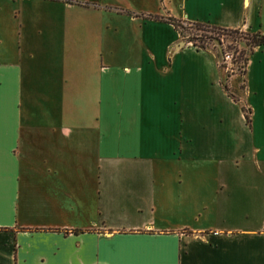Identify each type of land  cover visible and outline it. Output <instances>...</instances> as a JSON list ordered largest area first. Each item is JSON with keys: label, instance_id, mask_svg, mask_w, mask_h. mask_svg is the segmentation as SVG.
<instances>
[{"label": "crops", "instance_id": "1", "mask_svg": "<svg viewBox=\"0 0 264 264\" xmlns=\"http://www.w3.org/2000/svg\"><path fill=\"white\" fill-rule=\"evenodd\" d=\"M181 3L180 20L263 31L264 0ZM66 16L55 62L45 33L20 25L13 55L0 32V264H264V111L241 106L233 146L199 91L264 108V60L228 95L171 24L143 20L118 64L99 18Z\"/></svg>", "mask_w": 264, "mask_h": 264}, {"label": "rangeland", "instance_id": "2", "mask_svg": "<svg viewBox=\"0 0 264 264\" xmlns=\"http://www.w3.org/2000/svg\"><path fill=\"white\" fill-rule=\"evenodd\" d=\"M76 2H83L74 4L73 7L63 4L61 0L51 2L49 0H0V32L2 33L4 45L8 47L11 54L17 50L15 48L16 33L28 30L33 33L36 30L46 34L47 40L51 41L52 50L49 49L53 55V62L58 60L57 54L61 49L62 31L66 28L67 19L66 14L71 17L75 15L89 17V22L83 20L79 24L87 27L90 23H95L100 19L102 37L105 41V46L111 49H116L115 62L123 63L121 51L127 48L129 53H138V32L139 26L144 21H153V17L158 19L173 18L180 20V13L182 8L181 0H73ZM264 9V7H263ZM99 16V17H98ZM79 20H77L78 22ZM159 21V20H156ZM71 23V19H69ZM4 25L6 31H3ZM185 29L182 30V35H179V40L182 43H187L192 36H196V44L204 46L205 49L212 51L217 59L218 65L223 72L225 85L229 86V92L233 95L241 94L244 86V71L246 67V59H257L261 57L264 60V49L257 53L250 52L248 36L244 33L225 34L210 28L187 25L183 23ZM81 26L80 28H82ZM262 34H264V25ZM87 30V28H86ZM175 30V29H174ZM179 34V32L176 30ZM34 40L32 39V42ZM137 42V43H136ZM36 43V42H35ZM189 43V42H188ZM191 44V43H189ZM174 47H171L170 51ZM106 51V48H104ZM224 53H228L230 59L225 61ZM93 55V54H92ZM183 60H191L197 63L204 62V58L200 56H193L192 54L184 53ZM254 56V57H253ZM26 54L22 53V58L26 60ZM253 57V58H252ZM255 58V59H254ZM38 61V60H36ZM129 61V59H128ZM131 61V59H130ZM34 63V60H33ZM229 77L231 78L229 80ZM229 82V84H228ZM199 91L208 95V99L214 103L218 112L223 115V124L229 132V140L234 146L240 138V127L243 125V116L240 111L241 106L256 109L258 118L263 113L264 108L256 101L252 100L248 94L240 95V101L236 106L227 103L221 91L217 88L205 87L200 88ZM223 91V90H222ZM211 95V96H210ZM212 97V98H211ZM247 112V111H246ZM248 115V114H247ZM213 116H216L215 112Z\"/></svg>", "mask_w": 264, "mask_h": 264}, {"label": "trees", "instance_id": "3", "mask_svg": "<svg viewBox=\"0 0 264 264\" xmlns=\"http://www.w3.org/2000/svg\"><path fill=\"white\" fill-rule=\"evenodd\" d=\"M152 19H155V20H160V21H164L168 24H171L175 30H177L179 32V35H182V30L185 29V26L183 23L187 24V25H193L194 27L196 28H199V27H203V28H210L212 30H216L218 32H224L225 34H238V33H244L246 36H248V41H249V47H250V52L254 49V48H257V47H262L264 46V34H262L260 31H256V32H252V33H248V32H242V31H239V30H231V29H223V28H217V27H214V26H209L207 24H202V23H199V22H187V21H184V20H175L173 18H165V19H158L157 17H153ZM197 37L196 36H192L189 40H187V42L191 43L193 46H195L196 48H199V49H205L204 46H198L196 44V39ZM247 61V59H246ZM223 87V90L228 93V95L230 94L229 91H228V88L225 84L222 85ZM242 111L244 112V117H245V120L246 122L248 123L249 122V119H248V115L246 112L247 110L242 108Z\"/></svg>", "mask_w": 264, "mask_h": 264}, {"label": "built area", "instance_id": "4", "mask_svg": "<svg viewBox=\"0 0 264 264\" xmlns=\"http://www.w3.org/2000/svg\"><path fill=\"white\" fill-rule=\"evenodd\" d=\"M223 58L225 61H228L230 59V56L228 53H224Z\"/></svg>", "mask_w": 264, "mask_h": 264}]
</instances>
